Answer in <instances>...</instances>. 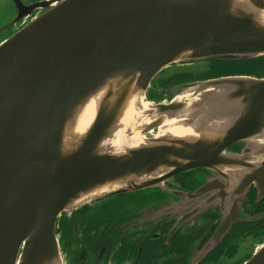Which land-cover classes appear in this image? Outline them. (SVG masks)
Listing matches in <instances>:
<instances>
[{
    "label": "water",
    "instance_id": "obj_1",
    "mask_svg": "<svg viewBox=\"0 0 264 264\" xmlns=\"http://www.w3.org/2000/svg\"><path fill=\"white\" fill-rule=\"evenodd\" d=\"M15 3L18 20L40 12L0 43V264L61 263L58 216L86 191L149 167L171 165L96 200L164 188L175 175L198 168L217 178L193 197L220 188L221 195L242 198L251 185L264 194V160L246 163L232 191L216 168L244 155L245 140L264 126V78L237 75L243 78V109L213 139L127 151L119 158L98 151L112 125V117L102 114L76 149L66 153L64 148V131L73 116L112 79L145 90L172 64L264 56V30L255 27L251 13L236 10L233 0ZM238 143L240 154L227 151ZM233 212L226 222L233 221ZM244 264H264V245Z\"/></svg>",
    "mask_w": 264,
    "mask_h": 264
},
{
    "label": "flooded vegetation",
    "instance_id": "obj_2",
    "mask_svg": "<svg viewBox=\"0 0 264 264\" xmlns=\"http://www.w3.org/2000/svg\"><path fill=\"white\" fill-rule=\"evenodd\" d=\"M19 1L30 6L44 0ZM39 12L18 20L15 0H0L2 42ZM240 145L227 151L239 154ZM174 178L164 191L119 194L60 215L56 232L66 243L67 264H244L264 238V194L251 185L242 198L221 195L220 188L193 197L217 175L198 168ZM232 212L233 221L226 222Z\"/></svg>",
    "mask_w": 264,
    "mask_h": 264
},
{
    "label": "bare ground",
    "instance_id": "obj_3",
    "mask_svg": "<svg viewBox=\"0 0 264 264\" xmlns=\"http://www.w3.org/2000/svg\"><path fill=\"white\" fill-rule=\"evenodd\" d=\"M233 5L238 11L251 13L255 27L259 31L264 30V0H233ZM247 77L250 80L255 78L254 81L262 79ZM240 79L243 78L237 75H222L204 81L187 82L174 89L173 93L165 94L163 103L150 98L149 88L140 90L119 86L117 80L112 79L87 100L71 119L64 131L65 152L77 148L95 119L102 114L112 117V125L99 142L98 151L119 158H123L127 151L158 146L174 148L193 139H213L230 127L241 114L244 97L239 95ZM245 143L247 152L244 155L231 157L227 163L216 166L221 170L222 180L230 191L238 184L246 163L264 160V126ZM170 166L149 167L140 173L96 186L77 196L68 211L98 201L96 199L113 190L156 177ZM263 245L264 240H261L257 250ZM60 261L59 264H62L61 258Z\"/></svg>",
    "mask_w": 264,
    "mask_h": 264
},
{
    "label": "rangeland",
    "instance_id": "obj_4",
    "mask_svg": "<svg viewBox=\"0 0 264 264\" xmlns=\"http://www.w3.org/2000/svg\"><path fill=\"white\" fill-rule=\"evenodd\" d=\"M29 1L32 2V0H29ZM0 42H2V39H0ZM212 61L230 62L233 60H207L204 62L193 63V64H191V63H189V64H185V63L172 64L170 66H167L165 69L161 70L157 75L154 76V78L152 79V81L149 84V87H148L149 91L151 94L152 93L158 94V98L156 100L158 101V103H163L164 102L163 100L166 99V95L168 92L170 93V90L176 89V88H178V86H181L184 83H187V82H175V77L179 74H187V76H190L191 79L188 82L204 81V80L216 78L218 76L217 75L218 73L217 72L213 73V70H214L213 67L215 64L210 63ZM240 61H242V60H240ZM227 72H230V70ZM223 75H226V76L229 75L230 76V75H235V74H223ZM220 76H222V75H220ZM262 78H264V77H262ZM150 98H153V96L151 95ZM240 146H242L241 147V149H242L243 145L241 144ZM172 182L173 183L175 182V178L171 180V183ZM166 188H167V185H165L164 188H156V189L164 191ZM144 193H148V192L144 191ZM109 198H107V199L103 198V199L98 200V201L108 202V200L110 201L114 197H109ZM167 209H165V210H167ZM73 212H74V210L65 211V212H62L60 215L63 214L62 217H67L65 215H69ZM60 215L58 216V218L60 217ZM56 234H57V240H58V244H59V255H60V258L62 259V264H67V261H66L67 256H65V254H64V250L66 249V243H64V245H63V242L60 239L61 237H60L59 233L56 232ZM261 240H264V238H262ZM260 241L259 242L257 241L256 244L254 243V246H253L254 249L252 250L251 255L258 249L257 244H259Z\"/></svg>",
    "mask_w": 264,
    "mask_h": 264
},
{
    "label": "trees",
    "instance_id": "obj_5",
    "mask_svg": "<svg viewBox=\"0 0 264 264\" xmlns=\"http://www.w3.org/2000/svg\"><path fill=\"white\" fill-rule=\"evenodd\" d=\"M210 63L215 64L213 67L214 70H212L213 73L217 72L218 76L223 74H235L257 78L264 77V56L242 61H212ZM229 70L230 72H227ZM190 79L191 77L187 76V74H179L175 77V82H188Z\"/></svg>",
    "mask_w": 264,
    "mask_h": 264
}]
</instances>
